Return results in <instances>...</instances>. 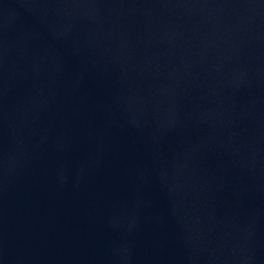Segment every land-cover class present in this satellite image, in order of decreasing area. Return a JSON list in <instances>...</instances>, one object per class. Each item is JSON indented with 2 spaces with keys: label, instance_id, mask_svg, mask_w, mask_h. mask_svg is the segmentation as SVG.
<instances>
[{
  "label": "water",
  "instance_id": "95a60500",
  "mask_svg": "<svg viewBox=\"0 0 264 264\" xmlns=\"http://www.w3.org/2000/svg\"><path fill=\"white\" fill-rule=\"evenodd\" d=\"M0 264H264V0H0Z\"/></svg>",
  "mask_w": 264,
  "mask_h": 264
}]
</instances>
